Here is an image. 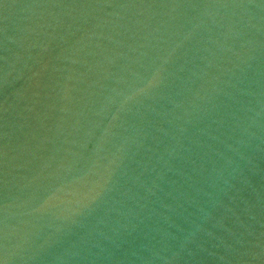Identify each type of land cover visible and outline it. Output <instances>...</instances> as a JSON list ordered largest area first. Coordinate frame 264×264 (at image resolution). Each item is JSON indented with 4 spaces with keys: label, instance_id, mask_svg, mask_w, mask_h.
Segmentation results:
<instances>
[{
    "label": "water",
    "instance_id": "1",
    "mask_svg": "<svg viewBox=\"0 0 264 264\" xmlns=\"http://www.w3.org/2000/svg\"><path fill=\"white\" fill-rule=\"evenodd\" d=\"M0 264H264V0H0Z\"/></svg>",
    "mask_w": 264,
    "mask_h": 264
}]
</instances>
